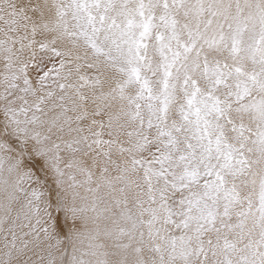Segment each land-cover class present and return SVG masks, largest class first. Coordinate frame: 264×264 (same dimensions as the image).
I'll return each mask as SVG.
<instances>
[{"label": "snow or ice", "instance_id": "1", "mask_svg": "<svg viewBox=\"0 0 264 264\" xmlns=\"http://www.w3.org/2000/svg\"><path fill=\"white\" fill-rule=\"evenodd\" d=\"M0 264H264V0H0Z\"/></svg>", "mask_w": 264, "mask_h": 264}]
</instances>
